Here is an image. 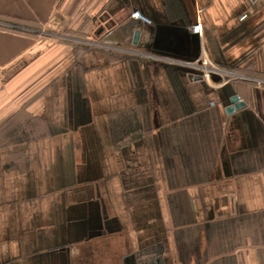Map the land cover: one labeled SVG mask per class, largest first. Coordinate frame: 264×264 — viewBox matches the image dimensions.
<instances>
[{"label": "crops", "instance_id": "0c3cea01", "mask_svg": "<svg viewBox=\"0 0 264 264\" xmlns=\"http://www.w3.org/2000/svg\"><path fill=\"white\" fill-rule=\"evenodd\" d=\"M0 19L20 30L0 28V264H264V84L37 31L264 80V0H0Z\"/></svg>", "mask_w": 264, "mask_h": 264}, {"label": "built area", "instance_id": "2783aa9c", "mask_svg": "<svg viewBox=\"0 0 264 264\" xmlns=\"http://www.w3.org/2000/svg\"><path fill=\"white\" fill-rule=\"evenodd\" d=\"M132 18L143 21L148 24L150 23V21L146 19L144 16H142L140 12L133 13ZM202 28H203L202 20L199 17L196 25L191 27V30L194 34L201 36ZM77 40L85 44V46L89 47V49H98V50H103L107 52H115V53L123 54L124 56L144 59L149 62L172 65V66H176L182 69H186L190 71L191 73H195L201 76L204 80H206L209 83L213 82V77H217L218 79L220 78L219 79L220 81L217 84L227 83L232 79L233 80H245L246 79V81H253L254 83L258 85L264 84L263 79L249 78V77H246L240 74H231L228 72H224L219 67L213 66L212 62L209 59L203 58V54H202L203 49H201L202 57L200 56V58L195 61H185V60L174 59V58L161 56L157 54L145 53V52L137 50L136 48H125V46L121 47L116 44H113V43L110 44L108 42H104V41L97 40V39H94V41L82 40V39H77ZM226 77H228L230 80H227Z\"/></svg>", "mask_w": 264, "mask_h": 264}, {"label": "rangeland", "instance_id": "374dc122", "mask_svg": "<svg viewBox=\"0 0 264 264\" xmlns=\"http://www.w3.org/2000/svg\"><path fill=\"white\" fill-rule=\"evenodd\" d=\"M78 30V29H77ZM77 30H50V29H44L43 30H37L39 31V34L40 36L44 37V38H48L50 40L51 39H54L56 40L57 42L60 41V42H65V43H69V44H74V46H85V44L81 43L80 41H78L77 39H82V40H91V41H94V38L93 37H90V38H81V33H82V30H84L82 28L81 31H78ZM103 41V40H101ZM106 42V41H104ZM109 43V42H108ZM86 48H89L87 46H85ZM94 50V49H92Z\"/></svg>", "mask_w": 264, "mask_h": 264}, {"label": "water", "instance_id": "95a60500", "mask_svg": "<svg viewBox=\"0 0 264 264\" xmlns=\"http://www.w3.org/2000/svg\"><path fill=\"white\" fill-rule=\"evenodd\" d=\"M199 37V35H197ZM139 38H140V32H136L134 36V42L133 45L137 46L139 43ZM202 49V48H201ZM197 60V59H196ZM246 105L240 101V98L238 96H233L230 101V105L227 108V113L229 114H234L236 110H239L241 108H244Z\"/></svg>", "mask_w": 264, "mask_h": 264}, {"label": "trees", "instance_id": "16d2710c", "mask_svg": "<svg viewBox=\"0 0 264 264\" xmlns=\"http://www.w3.org/2000/svg\"><path fill=\"white\" fill-rule=\"evenodd\" d=\"M2 19V18H1ZM0 19V22H2ZM12 23H10L9 21L7 20H3V23H1V27L0 28H4V29H8V30H13V31H20L18 30V27L17 26H14V25H11ZM82 28L84 29V24L81 25V27L77 30L78 31H81Z\"/></svg>", "mask_w": 264, "mask_h": 264}, {"label": "bare ground", "instance_id": "6f19581e", "mask_svg": "<svg viewBox=\"0 0 264 264\" xmlns=\"http://www.w3.org/2000/svg\"><path fill=\"white\" fill-rule=\"evenodd\" d=\"M142 15V14H141ZM143 16V15H142Z\"/></svg>", "mask_w": 264, "mask_h": 264}]
</instances>
